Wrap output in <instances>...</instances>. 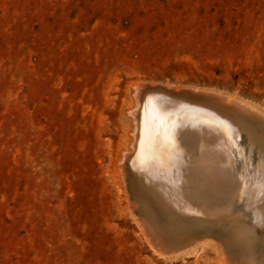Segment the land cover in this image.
<instances>
[{"label":"rangeland","instance_id":"obj_1","mask_svg":"<svg viewBox=\"0 0 264 264\" xmlns=\"http://www.w3.org/2000/svg\"><path fill=\"white\" fill-rule=\"evenodd\" d=\"M135 80L264 115V0H0V264H219L157 255L124 208Z\"/></svg>","mask_w":264,"mask_h":264},{"label":"bare ground","instance_id":"obj_2","mask_svg":"<svg viewBox=\"0 0 264 264\" xmlns=\"http://www.w3.org/2000/svg\"><path fill=\"white\" fill-rule=\"evenodd\" d=\"M130 84L129 136L113 171L127 198L124 208L153 252L175 257L206 242L219 264H264L263 132L212 103L148 92L138 80ZM214 100L253 115L264 130L259 110L225 95ZM239 132L244 140L234 147Z\"/></svg>","mask_w":264,"mask_h":264},{"label":"water","instance_id":"obj_3","mask_svg":"<svg viewBox=\"0 0 264 264\" xmlns=\"http://www.w3.org/2000/svg\"><path fill=\"white\" fill-rule=\"evenodd\" d=\"M144 83H145L144 85L147 86L145 91H148V92H154V91L156 92L157 91V92H161V93H164L167 95L179 97L182 100H187V101H190L192 103H196V104L200 103V104H203L205 106L210 105L212 103L213 106L216 107V109L214 108L215 110H218V111H220L224 114H227V115H233V116L237 117L238 119H241L244 123H246L248 125V127L250 129L252 128L253 131L254 130L256 131V129L258 128L261 132H263L260 134L264 135V130H261L258 126H256L255 119L252 117L253 115L248 116V115H243L239 112H235L232 109L228 108L226 105L220 104L218 102V100L217 101L214 100L215 98L217 99V97L224 98L223 95H218L216 93L215 94L207 93L204 91L194 90V89L185 88V87H179L178 90H175L171 86L162 85V84H153V86L151 87L150 86L151 84L146 83V82H144ZM224 108H226V109H224ZM243 140H244L243 132H239V137H237V136L234 137L233 146L234 145L236 146L237 144H239V142H241ZM137 141H138V136L136 137V140H135L134 150L129 156L126 157V160H128L129 157L132 156L134 154L135 150L137 149V147H138ZM200 225H203V224L200 223Z\"/></svg>","mask_w":264,"mask_h":264}]
</instances>
